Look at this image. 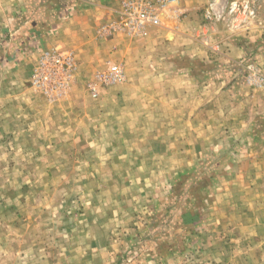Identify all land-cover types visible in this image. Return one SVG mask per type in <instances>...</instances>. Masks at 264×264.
Here are the masks:
<instances>
[{
	"label": "rangeland",
	"instance_id": "obj_1",
	"mask_svg": "<svg viewBox=\"0 0 264 264\" xmlns=\"http://www.w3.org/2000/svg\"><path fill=\"white\" fill-rule=\"evenodd\" d=\"M11 5L20 27L40 20L26 12L57 6L61 21L80 4ZM175 8L146 36L110 17L37 51L32 75L45 51L78 69L57 101L30 80L21 125L0 116V264H264V0ZM19 32L0 47L45 37ZM114 64L125 79L93 98Z\"/></svg>",
	"mask_w": 264,
	"mask_h": 264
},
{
	"label": "crops",
	"instance_id": "obj_2",
	"mask_svg": "<svg viewBox=\"0 0 264 264\" xmlns=\"http://www.w3.org/2000/svg\"><path fill=\"white\" fill-rule=\"evenodd\" d=\"M56 1L58 0H0V3H8L11 10L10 14L9 12L0 10V37L8 31L10 33L15 31L16 35L18 34L17 32L20 31V34L25 33L27 36L28 30H31L33 27L39 29V31L45 35V37H42L39 46L38 40L35 42L34 38L31 39L27 36L29 42L3 43L4 45L0 47V116L5 123H11V119L8 121L9 119L6 118L9 116L17 119L20 118L18 121L19 125L22 123V118H26V109L29 100L28 94L32 92L29 83L34 70L37 51L40 48H56L58 45L68 48L80 41L82 36L92 35L96 32L98 25L102 22L101 20L104 19L103 21H105L106 18L109 19L110 17L117 19L121 17L122 19L124 4L127 0H67L68 2L71 1L72 3H78L80 5L77 6V10L74 14L61 21L58 20L59 17H57L58 19L56 18L57 13L55 12V8L57 6L53 7L52 5L48 8L36 9L33 13H28L29 15H27V12L22 14L27 19L35 20L40 18L37 23L30 21L28 25H26V21H24L23 24L18 27L15 25V22L11 20L12 18L15 19L16 16L12 14L17 10V7H14L11 3L21 4L37 2L42 4L45 2L54 3ZM205 1L206 0H179L178 4L175 5L177 8H175L174 12L177 16L184 11L192 13ZM227 1L228 0H217V5H225ZM92 6H95V10H92ZM186 20L189 22L191 21L190 15L184 20L179 18L177 28L180 31L183 29L186 31L188 25H190L189 23L187 24ZM56 25L59 26L57 35L62 33L61 39H57V35L53 36L52 34L54 33L53 28L56 27ZM182 34H184V32ZM91 46L90 44L89 48H91ZM179 74H182L181 71H179Z\"/></svg>",
	"mask_w": 264,
	"mask_h": 264
},
{
	"label": "built area",
	"instance_id": "obj_3",
	"mask_svg": "<svg viewBox=\"0 0 264 264\" xmlns=\"http://www.w3.org/2000/svg\"><path fill=\"white\" fill-rule=\"evenodd\" d=\"M178 1L128 0L124 4L121 28L132 37L146 36L151 28L161 26L164 11L177 5ZM233 9V7L230 8L231 11ZM77 69L76 59L72 53L59 54L45 51L32 75L31 84L49 101H57L64 98L69 92ZM124 79L125 72L121 65L110 66L105 73L96 78V82L89 85L91 96L97 98L99 87L103 84H116Z\"/></svg>",
	"mask_w": 264,
	"mask_h": 264
}]
</instances>
